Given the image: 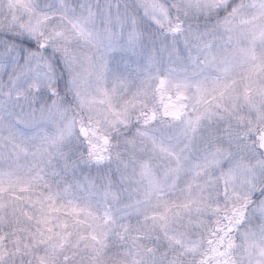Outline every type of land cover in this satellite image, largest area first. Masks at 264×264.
I'll use <instances>...</instances> for the list:
<instances>
[{
  "label": "snow or ice",
  "instance_id": "obj_1",
  "mask_svg": "<svg viewBox=\"0 0 264 264\" xmlns=\"http://www.w3.org/2000/svg\"><path fill=\"white\" fill-rule=\"evenodd\" d=\"M0 264H264V0H0Z\"/></svg>",
  "mask_w": 264,
  "mask_h": 264
}]
</instances>
